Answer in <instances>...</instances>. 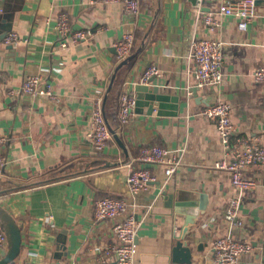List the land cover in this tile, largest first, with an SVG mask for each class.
Returning a JSON list of instances; mask_svg holds the SVG:
<instances>
[{
  "label": "crops",
  "instance_id": "obj_1",
  "mask_svg": "<svg viewBox=\"0 0 264 264\" xmlns=\"http://www.w3.org/2000/svg\"><path fill=\"white\" fill-rule=\"evenodd\" d=\"M224 1L196 3L206 13ZM196 3L139 0V10L130 13L120 2L0 0V13L7 8L12 30L20 35L12 48L0 41V134L6 138L0 152L8 158L0 176V207L22 232L21 253L9 264H25L30 258L44 264H99L96 247L116 239L112 226L118 218L95 219L93 201L130 197L127 173L139 165L142 144L184 148L183 161L165 187L205 196L196 200L203 209L188 237L191 263L215 264L213 241L229 229L221 216L234 190L230 173L214 166L225 153L216 123L203 109L215 100L229 102L235 137L253 136L264 144V85L253 76L264 64V4L257 6L244 32L239 19L230 15L217 14L221 24L209 27ZM62 10L68 12L73 30H89L90 35L75 43L60 38L55 23ZM126 34L134 38L132 51L125 61L117 60L114 43ZM193 38L225 42L220 84L193 85ZM155 64L160 74L148 84L167 96V106L161 111H148L147 104L138 110L134 106L130 121L122 123L120 92L128 88L136 97L144 70ZM29 72L45 74L55 97H21V83ZM100 95L112 138L96 151L87 133ZM149 169L157 180L132 198V211L142 219L135 243L137 264L144 254L169 255L174 241L172 218L152 210L163 188L164 165ZM247 175L257 182L240 205L243 228L233 226V231L242 230L254 248L236 264H264V165ZM61 245L68 251L66 258L56 255Z\"/></svg>",
  "mask_w": 264,
  "mask_h": 264
},
{
  "label": "built area",
  "instance_id": "obj_2",
  "mask_svg": "<svg viewBox=\"0 0 264 264\" xmlns=\"http://www.w3.org/2000/svg\"><path fill=\"white\" fill-rule=\"evenodd\" d=\"M120 2L127 12L135 13L139 10V0H92L93 3ZM215 11L202 12V6L195 4L198 13H203V22L211 28H216L221 23L218 15L233 16L239 19V27L247 32L251 20L257 15L258 4L255 0H226L218 4ZM218 14V15H217ZM56 31L60 38H69L71 43L80 41L90 35L89 30H73L70 27L69 14L62 10L56 17ZM133 36L126 34L115 42L117 60H123L131 53ZM20 35L17 31H9L3 43H18ZM63 44L65 42H62ZM193 85L197 88L211 87L223 81V52L224 45L216 38H193ZM160 74V67L155 64L144 70L141 81L149 83L152 76ZM253 76L259 84L264 85V64L253 70ZM20 96L26 100L35 101L42 98H54L52 83L43 73L29 72L21 83ZM118 117L122 123L130 121V115L136 104L134 93L124 88L119 94ZM90 112L91 128L87 133L90 142L96 151H102L111 137V129L104 115L102 96H98ZM29 102V101H27ZM203 113L216 123L218 135L224 149V156L218 159L214 166L228 171L234 194L225 206L223 220L228 224V231L215 237L213 241V260L215 264H236L244 255L252 252L254 245L241 231H233V226L243 228L244 220L240 213V205L251 187L257 180L247 175L253 167L264 165V144L257 137H235L236 126L232 116V105L224 100H215L207 103ZM5 136L0 134L1 144L6 142ZM184 148L164 146L160 144H142L138 150L137 161L139 165L131 168L127 173V182L130 197L103 196L96 198L92 204L95 219L103 221L107 218H118L113 226L116 239L104 246H97V259L99 264H137L136 238L139 234L142 219H138L132 211L135 203L132 201L141 188L148 186L157 176L151 173L150 165H164L162 187L166 186L175 175L177 168L184 158ZM8 162L4 152H0V176ZM131 163H129L130 165ZM131 198V199H130ZM198 217V216H197ZM9 248L7 232L0 225V258L5 256ZM25 264H44L37 259L30 258ZM192 264V263H179Z\"/></svg>",
  "mask_w": 264,
  "mask_h": 264
},
{
  "label": "water",
  "instance_id": "obj_3",
  "mask_svg": "<svg viewBox=\"0 0 264 264\" xmlns=\"http://www.w3.org/2000/svg\"><path fill=\"white\" fill-rule=\"evenodd\" d=\"M197 0H193L196 3ZM258 5L264 4V0H255ZM7 8H4L0 13V41H3L6 34L12 30V22L10 16L6 13ZM8 20V21H7ZM7 47L12 48V43H8ZM122 61H125L123 59ZM155 76H152L151 81ZM115 78V74L112 79ZM136 91V109L141 105L147 104L148 111H153L158 107L159 111L166 107V95L155 92L148 83H137ZM158 197L155 198L152 210L155 213H161L170 216L171 228H173L172 251L169 255L152 256L144 254L141 258V264H179L191 263L192 250L189 246V235H191L192 226L201 218L199 208L203 209V205H198L197 198L205 197L199 191H192L183 188L169 190L165 186L159 191ZM198 216V217H197ZM0 225L7 232L9 238V248L5 256L0 258V264H9L16 259L21 253L22 232L16 219L8 214L6 210L0 207ZM62 251H61V250ZM60 251L56 255L66 258L67 249L65 245L60 246Z\"/></svg>",
  "mask_w": 264,
  "mask_h": 264
}]
</instances>
